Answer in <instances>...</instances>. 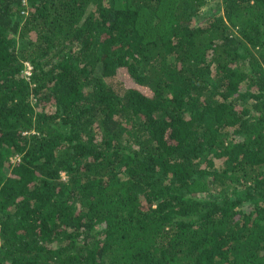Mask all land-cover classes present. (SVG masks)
<instances>
[{"label": "trees", "instance_id": "16d2710c", "mask_svg": "<svg viewBox=\"0 0 264 264\" xmlns=\"http://www.w3.org/2000/svg\"><path fill=\"white\" fill-rule=\"evenodd\" d=\"M209 3L0 0V264H264V0Z\"/></svg>", "mask_w": 264, "mask_h": 264}, {"label": "rangeland", "instance_id": "374dc122", "mask_svg": "<svg viewBox=\"0 0 264 264\" xmlns=\"http://www.w3.org/2000/svg\"><path fill=\"white\" fill-rule=\"evenodd\" d=\"M221 2V0H210V3L208 4V6L207 7H210V6H216L218 3H220ZM29 70H31V68L27 65V67L25 68V72L27 73V74H29L28 73V71ZM115 82L117 81V79H115L114 80ZM17 157L15 156V157H13V160H15Z\"/></svg>", "mask_w": 264, "mask_h": 264}, {"label": "built area", "instance_id": "2783aa9c", "mask_svg": "<svg viewBox=\"0 0 264 264\" xmlns=\"http://www.w3.org/2000/svg\"><path fill=\"white\" fill-rule=\"evenodd\" d=\"M24 2L26 3L27 0H24ZM27 64H28V66H29L30 68L32 67L29 63H27ZM28 73L30 74V73H31V70H29Z\"/></svg>", "mask_w": 264, "mask_h": 264}]
</instances>
